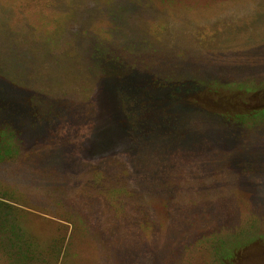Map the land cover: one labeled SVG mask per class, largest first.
I'll return each instance as SVG.
<instances>
[{"label":"rangeland","instance_id":"374dc122","mask_svg":"<svg viewBox=\"0 0 264 264\" xmlns=\"http://www.w3.org/2000/svg\"><path fill=\"white\" fill-rule=\"evenodd\" d=\"M0 264H264V0H0Z\"/></svg>","mask_w":264,"mask_h":264}]
</instances>
